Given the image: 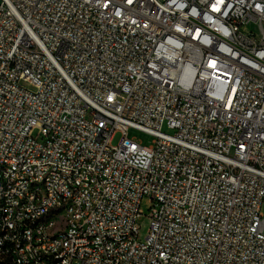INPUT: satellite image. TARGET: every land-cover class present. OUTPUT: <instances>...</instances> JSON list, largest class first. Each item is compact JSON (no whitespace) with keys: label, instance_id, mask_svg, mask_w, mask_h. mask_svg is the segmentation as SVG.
<instances>
[{"label":"built area","instance_id":"2783aa9c","mask_svg":"<svg viewBox=\"0 0 264 264\" xmlns=\"http://www.w3.org/2000/svg\"><path fill=\"white\" fill-rule=\"evenodd\" d=\"M263 204L264 0H0V264H264Z\"/></svg>","mask_w":264,"mask_h":264},{"label":"bare ground","instance_id":"6f19581e","mask_svg":"<svg viewBox=\"0 0 264 264\" xmlns=\"http://www.w3.org/2000/svg\"><path fill=\"white\" fill-rule=\"evenodd\" d=\"M31 187L36 189H44L45 180L32 179ZM54 228H61L62 216L61 213L53 214ZM10 235L8 222L0 217V247L9 248V256H16L18 252V228H11V237L1 238V236ZM39 238L43 241H51L50 231L47 229H39ZM57 254H64V247H57ZM0 259H7V252H0ZM24 262L30 264H39V253H34L33 244H26L24 253ZM47 264H54V261H47Z\"/></svg>","mask_w":264,"mask_h":264},{"label":"rangeland","instance_id":"374dc122","mask_svg":"<svg viewBox=\"0 0 264 264\" xmlns=\"http://www.w3.org/2000/svg\"><path fill=\"white\" fill-rule=\"evenodd\" d=\"M36 132V131H35ZM37 133H35L36 135ZM130 136L135 137L137 140L142 141L145 145L152 143L154 137L150 134H147L140 130L132 129L130 130ZM152 204L149 202L148 198H144L141 203V208L144 211V214L139 217L138 222L140 224V239L144 240L150 226V219L148 217ZM262 211L264 213V204L262 206ZM78 264V263H75Z\"/></svg>","mask_w":264,"mask_h":264}]
</instances>
